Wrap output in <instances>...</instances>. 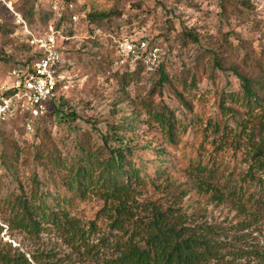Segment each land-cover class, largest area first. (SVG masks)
Instances as JSON below:
<instances>
[{"label": "rangeland", "instance_id": "374dc122", "mask_svg": "<svg viewBox=\"0 0 264 264\" xmlns=\"http://www.w3.org/2000/svg\"><path fill=\"white\" fill-rule=\"evenodd\" d=\"M70 2L74 9L59 26L64 79L48 116L34 132H27L19 120L0 125V264H121L117 236L109 220L97 215L104 207L100 194L89 190L80 198L66 188L72 178L69 167L82 156L79 147L86 144L96 162L106 163L110 151L102 135L108 133L113 139L114 131L123 133L122 147L131 151L130 166L147 179L134 185L133 205L159 201L164 208L181 207L184 216L172 220L179 221L177 229L188 228L189 234L207 237L214 245L213 256L203 264H264V210L253 220L245 219L227 203L211 198V192L198 189L183 170L186 164L171 161L172 156L162 152L169 151L164 132L146 108L150 102H162L176 114L186 129L181 147L213 142L223 149L213 151L205 145L208 155L228 172L236 161V174L245 172L248 138L235 135L248 118V108L229 96L242 93L237 74L264 82V0ZM38 4L41 11L50 8V0H0V89L8 83L11 69L33 60L10 7L24 17ZM88 13L99 19L89 18ZM48 23L40 21L38 14L32 26L28 22L37 33L44 32ZM188 32L199 43L188 39ZM125 37L146 40L159 49L160 67L170 80L162 89L156 84L159 73L138 71L141 65H131V60L122 62L118 45ZM215 57L222 68L214 64ZM178 93L193 111L183 105ZM221 93L228 96L225 107L234 113L220 114ZM55 104H61L68 117L54 113ZM197 117L201 120L194 125ZM208 118L221 119L229 128L215 133L207 126ZM110 145L121 144L111 140ZM161 170L168 177L159 176ZM250 188L264 200V182ZM42 193L50 203L58 197L73 199L68 210L78 221L75 234L65 225L42 220L35 232L21 225L19 198L34 196L39 203Z\"/></svg>", "mask_w": 264, "mask_h": 264}, {"label": "trees", "instance_id": "16d2710c", "mask_svg": "<svg viewBox=\"0 0 264 264\" xmlns=\"http://www.w3.org/2000/svg\"><path fill=\"white\" fill-rule=\"evenodd\" d=\"M242 4L247 6L246 1H242ZM36 7L34 5L24 14L31 26L34 15L38 14L40 21L47 22L52 19L53 13L49 7L47 11H41L40 4ZM88 17L93 20L99 19L93 13H88ZM185 36L192 42L199 43L198 37L191 32ZM25 50L31 52L32 57L34 56L29 42ZM214 64L222 68L218 57L214 58ZM19 65L24 64L17 66ZM138 68V71L143 69L142 66ZM157 73L160 78L156 84L162 89L170 80L162 66L152 75ZM237 76L241 81L242 93L229 97L238 102L243 101L244 106L248 108V118L240 123V131L235 135L245 134L248 138L246 145L248 151L243 153L249 163L245 172L236 174L237 161L228 172L227 167L211 154L208 155L205 145H210L213 151L223 149L213 142L207 143L203 140L202 144L197 146H189L185 143L181 147V135L186 129L178 123L176 114L162 102L157 105L150 102L146 108L148 114L164 132L169 151L162 152L172 156L171 161L186 164L183 170L198 189L211 192V198L227 203L245 219L253 220L264 210V200L261 201L250 193V186L261 185L264 182V82L247 75L237 74ZM178 97L185 107L193 111L192 104L183 94L178 93ZM227 97L225 93H221L218 108L223 116L234 113L224 105ZM54 108V113L64 118L68 117L69 114L65 115L61 110V104H55ZM72 116L75 114L72 113ZM199 120L200 117L193 119L194 125ZM207 126L215 133L225 132L229 128L227 123H223L218 118L215 120L208 118ZM113 137L112 139L108 133L102 135L104 145L110 151V159L106 163L96 162L98 160L95 159L92 150H87L86 144L79 147L82 156L72 167H69L72 170V178L66 184V188L80 198H85L89 190L100 194L98 196L103 199L104 207L97 215L109 220L111 230L117 236V247L121 253L118 261L121 264H203L208 256H213L214 245L207 237L189 234L188 228L177 229L179 221L173 223L172 220L175 216L178 219L184 216L181 207L164 208L159 201L149 202L146 205H133L135 202L133 195L136 192L134 185L147 179L141 177L140 170L130 166L128 154L131 151L122 147L123 133L114 131ZM239 138L235 142H239ZM111 140L121 145L114 147L110 145ZM236 149L239 147L236 146ZM3 160L6 163V157ZM159 176L168 177V174L161 170ZM233 177H236V180H233ZM152 185L156 186L154 182ZM155 188L159 190V186ZM38 198L39 203L33 201L34 196L31 199L24 196L19 198L18 204L22 214L20 222L26 230L34 232L39 230V220L51 222L59 227L65 225V228L70 232L74 231V234L79 230L78 221L68 210L73 199L55 197L53 203H50L48 195L44 193ZM206 228L213 232L211 228ZM193 231L196 232L197 229Z\"/></svg>", "mask_w": 264, "mask_h": 264}, {"label": "built area", "instance_id": "2783aa9c", "mask_svg": "<svg viewBox=\"0 0 264 264\" xmlns=\"http://www.w3.org/2000/svg\"><path fill=\"white\" fill-rule=\"evenodd\" d=\"M16 24L33 49V60L10 70L8 83L0 89V125L7 121H22L27 132H34L38 122L49 114V107L56 100L62 87L63 54L59 39L63 38L62 25L74 4L68 0H50L53 13L44 32L31 29L21 13L10 7ZM72 19L76 20L74 15ZM122 62L131 60L154 72L160 68L159 49L150 47L146 40L125 37L118 45Z\"/></svg>", "mask_w": 264, "mask_h": 264}]
</instances>
